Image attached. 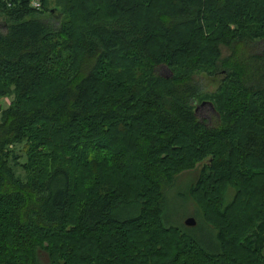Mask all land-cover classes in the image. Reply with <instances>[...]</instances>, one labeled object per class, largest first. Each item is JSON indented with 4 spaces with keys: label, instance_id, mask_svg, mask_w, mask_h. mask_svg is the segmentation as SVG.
Segmentation results:
<instances>
[{
    "label": "trees",
    "instance_id": "obj_1",
    "mask_svg": "<svg viewBox=\"0 0 264 264\" xmlns=\"http://www.w3.org/2000/svg\"><path fill=\"white\" fill-rule=\"evenodd\" d=\"M58 3L0 0V264H264V0ZM203 163L207 242L164 212Z\"/></svg>",
    "mask_w": 264,
    "mask_h": 264
},
{
    "label": "rangeland",
    "instance_id": "obj_2",
    "mask_svg": "<svg viewBox=\"0 0 264 264\" xmlns=\"http://www.w3.org/2000/svg\"><path fill=\"white\" fill-rule=\"evenodd\" d=\"M129 2V0H127ZM132 0H130L131 3ZM47 10L54 13L52 15L53 24L59 28L61 21V13H64V7H61L58 0H46ZM65 16V14H64ZM64 18V17H63ZM3 22V23H2ZM0 31L7 33V22L4 19H0ZM228 56V52L224 49V57ZM161 77H169L170 73L166 69H162L159 74ZM195 82L200 87L201 97L194 105L198 109V116L201 120L213 125L216 121H221L219 113L216 109L214 97L217 95L221 84L224 80L223 75H210L209 73H201L194 77ZM215 91V92H214ZM15 99V95L11 98H5L0 100L3 110L9 109ZM1 120V115H0ZM244 133L243 131L240 135ZM17 154L21 157V162H26V154L24 151V145L17 146L15 148ZM205 163L199 165L194 171L184 173L169 189L168 199L164 205L165 222L168 225H172L177 228H183L190 237H194L201 241H208L210 235L207 224L198 217L197 206L190 201L187 197L190 186L198 180L201 175ZM19 175L25 176V174L18 171ZM233 194V191H232ZM195 219L197 225L195 227H188L186 222L189 219Z\"/></svg>",
    "mask_w": 264,
    "mask_h": 264
},
{
    "label": "water",
    "instance_id": "obj_3",
    "mask_svg": "<svg viewBox=\"0 0 264 264\" xmlns=\"http://www.w3.org/2000/svg\"><path fill=\"white\" fill-rule=\"evenodd\" d=\"M196 224H197V223H196L195 219H193V218L189 219V220L186 222V225H187L188 227H195Z\"/></svg>",
    "mask_w": 264,
    "mask_h": 264
},
{
    "label": "built area",
    "instance_id": "obj_4",
    "mask_svg": "<svg viewBox=\"0 0 264 264\" xmlns=\"http://www.w3.org/2000/svg\"><path fill=\"white\" fill-rule=\"evenodd\" d=\"M34 6H35L36 8H38V9L41 8V4H40L39 2H35V3H34Z\"/></svg>",
    "mask_w": 264,
    "mask_h": 264
},
{
    "label": "bare ground",
    "instance_id": "obj_5",
    "mask_svg": "<svg viewBox=\"0 0 264 264\" xmlns=\"http://www.w3.org/2000/svg\"><path fill=\"white\" fill-rule=\"evenodd\" d=\"M2 23H3V22H2ZM127 58H128V57H127ZM214 92H215V91H214ZM58 140H59V139H58ZM63 141H64V140H63ZM72 143H73V142H72ZM64 145H65V144H64ZM57 146H58V145H57ZM60 148H61V147H60ZM239 148H240V147H239ZM110 166H111V165H110ZM109 172H110V171H109ZM137 172H138V171H137ZM115 176H116V175H115ZM111 177H112V176H111ZM111 177H110V178H111ZM67 225H68V224H67ZM72 227H73V225H72Z\"/></svg>",
    "mask_w": 264,
    "mask_h": 264
}]
</instances>
